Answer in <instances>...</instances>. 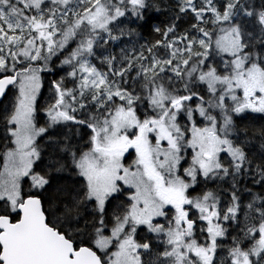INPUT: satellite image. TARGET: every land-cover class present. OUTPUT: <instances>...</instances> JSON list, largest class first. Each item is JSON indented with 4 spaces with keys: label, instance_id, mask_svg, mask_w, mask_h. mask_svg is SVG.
<instances>
[{
    "label": "snow or ice",
    "instance_id": "6c2138e0",
    "mask_svg": "<svg viewBox=\"0 0 264 264\" xmlns=\"http://www.w3.org/2000/svg\"><path fill=\"white\" fill-rule=\"evenodd\" d=\"M0 264H264V0H0Z\"/></svg>",
    "mask_w": 264,
    "mask_h": 264
},
{
    "label": "trees",
    "instance_id": "16d2710c",
    "mask_svg": "<svg viewBox=\"0 0 264 264\" xmlns=\"http://www.w3.org/2000/svg\"><path fill=\"white\" fill-rule=\"evenodd\" d=\"M163 19H164V17L161 16L159 19L153 21V23L159 24L160 21L163 20Z\"/></svg>",
    "mask_w": 264,
    "mask_h": 264
}]
</instances>
